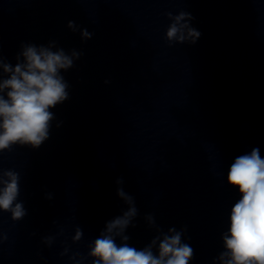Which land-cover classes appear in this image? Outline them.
<instances>
[{
    "label": "clouds",
    "instance_id": "obj_1",
    "mask_svg": "<svg viewBox=\"0 0 264 264\" xmlns=\"http://www.w3.org/2000/svg\"><path fill=\"white\" fill-rule=\"evenodd\" d=\"M166 15L173 21L166 32L170 45L172 42L196 43L201 33L189 23L194 19L189 12L181 11L174 17L171 12ZM68 27L75 30V23L69 21ZM81 35L84 40L91 38L86 29ZM55 45V41L50 46L22 44L23 62L18 58L15 66L0 60L3 72L8 74L0 82V153L10 151L15 145L38 149L49 138L54 119L51 109L69 99V84L61 73L72 68L82 53L76 50L66 53L62 48L53 51ZM2 177L0 210L11 212L12 219L19 220L26 214L23 203L17 202L19 174L3 170ZM116 183L122 184V178ZM227 183L238 189L240 198L231 207L229 226L222 237L226 251L219 259L222 264H264V157L258 147L234 159L228 169ZM117 196L131 206L123 215L107 222L105 231L95 239L90 252L93 264H189L194 250L182 243L183 230L169 228L173 234L163 236L158 252H153V246L159 237L142 249L126 243L129 237L122 233L137 215V209L133 197L122 187L117 188ZM117 229L115 235L124 241L120 244L113 235ZM81 234L78 230L76 239Z\"/></svg>",
    "mask_w": 264,
    "mask_h": 264
}]
</instances>
